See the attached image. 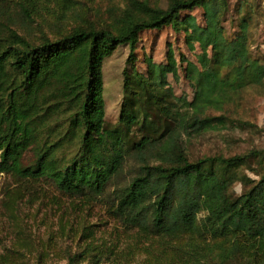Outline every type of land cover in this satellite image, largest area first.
Instances as JSON below:
<instances>
[{
  "label": "trees",
  "instance_id": "1",
  "mask_svg": "<svg viewBox=\"0 0 264 264\" xmlns=\"http://www.w3.org/2000/svg\"><path fill=\"white\" fill-rule=\"evenodd\" d=\"M42 1L50 0H22L20 8ZM229 2L167 0L162 8L130 0L111 26L84 23L37 44L0 24V175L46 182L71 198L105 197L125 227L172 245L183 264H264V149L190 161L183 146L226 126V116L205 114L204 106L264 84V60L250 50L252 0H236L231 37L223 27ZM194 9L202 26L181 16ZM165 26L183 32L190 51L200 49L198 66L186 62L191 102L168 85L177 75L171 50L165 65L148 58L145 73L135 67L139 35ZM121 46L129 48L122 98L116 123L107 126L102 68ZM128 161L132 177L119 184ZM251 163L256 180L242 174Z\"/></svg>",
  "mask_w": 264,
  "mask_h": 264
},
{
  "label": "rangeland",
  "instance_id": "2",
  "mask_svg": "<svg viewBox=\"0 0 264 264\" xmlns=\"http://www.w3.org/2000/svg\"><path fill=\"white\" fill-rule=\"evenodd\" d=\"M151 7L167 6V0H138ZM130 0H50L42 1L24 12L22 0H0V24L9 27L27 41L37 44L54 40L71 28L88 23L96 27L113 24L128 8ZM236 0H230V11L223 23L226 35L235 34L239 18ZM250 50L264 60V0H252ZM69 7V10H67ZM200 26V10L186 11ZM228 20L234 23L230 25ZM235 20V21H234ZM185 34L165 26L139 35L135 50V67L145 73L146 60L167 63L171 50L177 65V75L168 76V85L176 97L191 102L194 88L185 77L186 62L198 66V45L190 51ZM129 48L119 47L103 64L105 123H116L122 93V71L126 68ZM183 56L185 62L181 63ZM200 69V68H199ZM202 111L210 116H226V126H217L183 146L190 161L213 155L232 157L251 150L264 149V84L249 86L226 104L212 103ZM242 124H245L242 126ZM26 162L30 161L27 157ZM134 163L128 161L119 184L132 177ZM253 163L242 174L256 180L251 173ZM243 192L241 184L232 187L235 196ZM109 199L71 198L57 192L46 182L19 180L12 174L0 175V264H183L174 254L172 245L159 240H142L136 230L125 227L113 213ZM203 214L198 216L203 218ZM202 264H221L207 258ZM228 264H246L235 260Z\"/></svg>",
  "mask_w": 264,
  "mask_h": 264
}]
</instances>
